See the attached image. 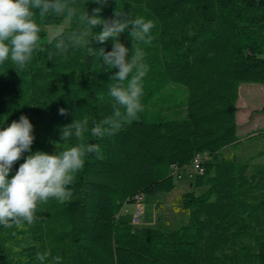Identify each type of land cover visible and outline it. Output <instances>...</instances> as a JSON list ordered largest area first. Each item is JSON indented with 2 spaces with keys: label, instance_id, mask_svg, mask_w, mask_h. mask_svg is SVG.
<instances>
[{
  "label": "trees",
  "instance_id": "16d2710c",
  "mask_svg": "<svg viewBox=\"0 0 264 264\" xmlns=\"http://www.w3.org/2000/svg\"><path fill=\"white\" fill-rule=\"evenodd\" d=\"M86 7L101 6L88 0ZM115 10L156 23L152 44L140 45L150 67L145 110L114 135L86 136L102 158L87 157L70 200L38 204L31 225H0V264H41L36 253L45 250L61 264H264V161H256L264 149L248 159L221 157L242 142L241 83H264V0H108L99 15L111 19ZM66 19L40 25L43 51L26 71L0 65V129L28 116L32 153L64 150L75 143L60 141L65 125L84 117L99 122L113 112L109 77L118 69L105 71L84 49L47 60L46 27ZM76 27L69 20L64 30ZM119 40L131 49L128 32ZM112 45L109 39L93 46L111 51ZM60 108L67 115H59ZM256 135L264 129L248 138ZM29 154L15 162L9 178ZM197 157L200 169L180 199L189 212L186 225L166 231L120 219L137 195L172 191L176 175Z\"/></svg>",
  "mask_w": 264,
  "mask_h": 264
},
{
  "label": "clouds",
  "instance_id": "9594fccd",
  "mask_svg": "<svg viewBox=\"0 0 264 264\" xmlns=\"http://www.w3.org/2000/svg\"><path fill=\"white\" fill-rule=\"evenodd\" d=\"M88 0H0V65L10 62L17 73L27 70L39 45L43 24L51 17H67L77 27L70 33L57 27L53 32L47 53V60L55 61L77 49L86 50L89 56H97L105 71L118 69L109 77L112 82L108 94L114 101L111 115L101 121L87 117L74 119L61 130L60 141L74 144L62 151L49 154L43 151L32 153L34 125L26 115L13 120L0 129V225L6 229L24 223L31 225L36 219L38 204L55 198L63 203L73 197L71 185L78 172L84 167L90 154L100 155L98 144L91 143L86 136L97 138L119 132L130 121L139 119L145 110L143 80L150 71L143 45L153 42L156 23L144 16L135 18L124 10L114 12L111 19L102 18L99 13L108 0H92L101 7L89 11ZM100 27L102 30L94 31ZM128 32L131 49L120 42L122 33ZM113 41L112 50L96 49V42ZM106 66V67H105ZM59 115H67V109L60 108ZM24 153V158L15 175L10 172L15 162ZM36 259L44 264H61L62 258L52 256L45 250L37 251Z\"/></svg>",
  "mask_w": 264,
  "mask_h": 264
},
{
  "label": "rangeland",
  "instance_id": "374dc122",
  "mask_svg": "<svg viewBox=\"0 0 264 264\" xmlns=\"http://www.w3.org/2000/svg\"><path fill=\"white\" fill-rule=\"evenodd\" d=\"M68 25L69 20L66 19L62 24L47 26L48 36L51 38L57 27L64 28ZM237 106L238 134L242 142L224 149L221 157L235 156L238 159H248L257 156V153L264 149V135L248 138L250 134L264 129V83H241ZM204 160H209V157L205 155ZM256 161H264V157L257 156ZM196 172L194 166L186 167L182 177H176V187L172 191L145 195L138 204H125L120 219L133 226L153 227L166 231L186 225L189 222V212L181 208L180 199L183 193L192 188ZM137 206L142 209L143 214L141 222L135 225L132 223V215Z\"/></svg>",
  "mask_w": 264,
  "mask_h": 264
},
{
  "label": "built area",
  "instance_id": "2783aa9c",
  "mask_svg": "<svg viewBox=\"0 0 264 264\" xmlns=\"http://www.w3.org/2000/svg\"><path fill=\"white\" fill-rule=\"evenodd\" d=\"M200 157H197V159L195 160V163L191 166H194L196 168V171L200 169ZM182 177V174H177L176 177ZM144 199V196L143 195H137L136 196V200H137V203H140L142 200ZM142 209L137 206V208L135 209L133 215H132V223L135 224V225H138L140 222H141V219H142Z\"/></svg>",
  "mask_w": 264,
  "mask_h": 264
}]
</instances>
